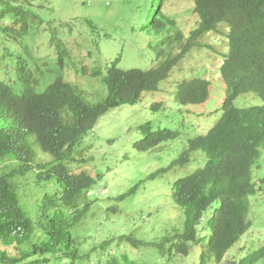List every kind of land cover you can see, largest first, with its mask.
<instances>
[{"label":"rangeland","instance_id":"374dc122","mask_svg":"<svg viewBox=\"0 0 264 264\" xmlns=\"http://www.w3.org/2000/svg\"><path fill=\"white\" fill-rule=\"evenodd\" d=\"M11 1L27 12L28 32L17 43L2 32L12 26V19L8 16L0 19V82L20 94L28 86L21 79L22 71L29 82L35 81V92L42 93L60 76L90 104L105 99L102 77L112 64L120 70L155 68L185 45L198 22L189 0L168 1L165 12L175 26L167 24L160 29L162 33L157 34L149 28L140 29L139 14L133 10L137 0ZM218 29L194 42L191 52L173 68L156 92L143 95L135 105L109 110L74 147L65 166L72 173L85 172L97 179L81 197L78 207L85 203L90 206L73 228L74 241L70 249L82 258L55 260L52 257L50 264H216L213 256L203 250L207 239L193 245L186 257L171 255L167 247L161 253L155 245L165 235L183 230L184 215L173 200L172 185L202 168L203 159L196 153L185 167L170 166L186 149L188 139L207 134L220 118L224 85L219 68L228 43L226 30L222 26ZM169 31L172 35L180 32V37L177 40L174 36L168 37ZM167 37L172 41L171 52L170 46L166 47ZM56 43L67 52L63 67L59 66ZM95 72L97 75L92 77ZM185 78H203L210 82L211 99L205 106L176 103V86ZM233 104L249 108L261 106L262 101L253 94H245ZM146 122H150L154 130L167 128L176 132V139L146 152L139 151L137 146L142 135L138 128ZM11 126L7 116H0V130L11 129ZM35 150L34 167L25 176L13 179L20 206L35 224L30 242L21 247L23 251L31 250L33 242L44 238L40 229L44 220L37 214L38 206L45 195L54 193L57 188L55 179L47 182L39 178L40 173L51 169L52 157L37 147ZM18 166L14 155H8L0 163V175ZM258 170L260 172H254L255 179L263 176L264 165ZM262 199L261 193L251 197L252 226L226 253L225 264L252 252L262 243ZM212 211L207 212L201 224H207ZM28 260L37 261L39 257L32 256Z\"/></svg>","mask_w":264,"mask_h":264},{"label":"trees","instance_id":"16d2710c","mask_svg":"<svg viewBox=\"0 0 264 264\" xmlns=\"http://www.w3.org/2000/svg\"><path fill=\"white\" fill-rule=\"evenodd\" d=\"M137 1L133 10L139 14L140 29L149 28L157 34L167 24L175 26L165 12L169 0ZM189 1L198 22L185 45L149 70H120L112 64L102 77L106 88L102 102H86L60 76L42 93L35 92V81L29 82L22 71L21 79L28 86L20 94L0 82V116H7L12 125L11 129L0 130V163L8 155H14L19 162L16 169L0 175V264H50L52 257L82 258L70 249L73 228L90 206L85 203L78 207L81 197L97 179L85 172L72 173L64 162L105 113L122 105H135L143 95L156 92L173 68L191 52L194 42L207 33L217 32L219 26L226 30L228 43L219 69L225 86L220 118L207 134L188 139L186 149L170 166L185 167L196 153L203 159L202 168L172 185L173 200L184 215L183 230L165 235L155 246L161 253L167 247L171 255L186 257L193 245L207 239L203 250L213 256L216 264H225L226 253L249 231L251 197L261 193L264 205V173L254 178V172L263 166L255 167L264 152V0ZM6 16L12 19V26L2 30L4 36L20 43L28 32L27 12L11 0H1L0 19ZM170 33L168 37L174 36L175 40L180 37V32ZM168 37L166 47L170 46L171 52L172 41ZM56 44L59 66L63 67L67 52ZM96 75L97 72L91 74ZM245 94L257 96L262 105L234 106L235 99ZM210 99L211 84L206 79L185 78L176 86L175 101L181 106H205ZM160 107L158 104L157 108ZM138 130L142 138L137 148L142 152L177 137L176 132L167 128L154 130L150 122ZM35 147L52 157L51 169L40 173L39 178L47 182L55 179L57 188L45 195L38 206L37 214L44 220L40 227L44 238L33 242L31 250L23 251L21 247L30 242L35 224L20 206L13 179L25 176L34 167ZM210 210L213 211L207 224H201ZM11 249L15 252H10ZM32 256H38L39 260L29 261ZM230 264H264V237L257 249Z\"/></svg>","mask_w":264,"mask_h":264},{"label":"clouds","instance_id":"9594fccd","mask_svg":"<svg viewBox=\"0 0 264 264\" xmlns=\"http://www.w3.org/2000/svg\"><path fill=\"white\" fill-rule=\"evenodd\" d=\"M220 69V68H219ZM221 78V77H220ZM223 83V82H222ZM224 85V84H223ZM224 88H225V86H224ZM264 165V152L261 154V157H260V159L257 161V163H256V165H255V167H257L258 165ZM261 167V166H260ZM259 167V168H260ZM258 168V169H259Z\"/></svg>","mask_w":264,"mask_h":264}]
</instances>
